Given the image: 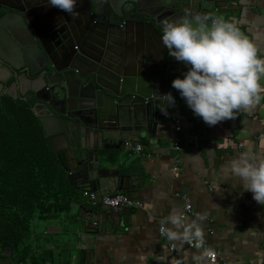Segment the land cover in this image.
<instances>
[{"label":"crops","instance_id":"obj_1","mask_svg":"<svg viewBox=\"0 0 264 264\" xmlns=\"http://www.w3.org/2000/svg\"><path fill=\"white\" fill-rule=\"evenodd\" d=\"M236 15L243 29L264 49V0H242ZM137 144L144 146L145 154L136 151ZM248 148L250 155H264V100L215 125L174 116L155 134L144 131L142 140L125 153V160L111 165L112 170L131 176L133 192L127 194L142 206L128 208L122 223L108 231L95 234L81 229L68 249L51 245L55 250L51 264H195L192 257L199 255L198 249L169 240L161 231L162 226L172 227L168 224L171 213L184 211V194L193 205L187 223L204 215L199 222L205 246L219 254L216 262L209 258L205 264H257V253L264 252V206L250 191L241 189L238 178L223 171ZM128 185L125 180L124 186ZM84 201L87 208L95 207L90 194H84ZM82 209L73 205L72 211ZM70 224L69 217L48 226L61 225L63 231ZM63 236L67 242L68 232Z\"/></svg>","mask_w":264,"mask_h":264},{"label":"flooded vegetation","instance_id":"obj_2","mask_svg":"<svg viewBox=\"0 0 264 264\" xmlns=\"http://www.w3.org/2000/svg\"><path fill=\"white\" fill-rule=\"evenodd\" d=\"M181 3L78 0L72 15L48 0H0V99L27 104L41 124L44 117L58 131L60 119L69 123L78 106L74 95L84 86L85 93L105 94L101 84L116 88L124 64L132 69L145 50L157 57V42H163L151 24L168 20ZM107 99L116 107V96ZM69 149L62 153L65 163Z\"/></svg>","mask_w":264,"mask_h":264},{"label":"water","instance_id":"obj_3","mask_svg":"<svg viewBox=\"0 0 264 264\" xmlns=\"http://www.w3.org/2000/svg\"><path fill=\"white\" fill-rule=\"evenodd\" d=\"M180 2V5L175 6L176 11L168 15V20L199 14L208 15L210 23L212 17L238 16L236 12H240L242 6V0ZM151 25L162 36L160 29L163 28V23L159 22V26ZM157 54V57H152L145 50L137 56L132 69L127 63L124 64L122 72L116 71L120 76L116 82L113 81L116 88L101 84L102 88L108 90L105 94L103 90H97L94 95L85 93L84 86L74 95L78 106L74 113L68 114L69 123L66 124L64 118L60 119L57 124H60L61 129L58 131L53 132L48 120L41 118L44 129L50 136V143L63 162V150L70 148L65 164L70 184L83 194H90L91 201L95 202V207L90 209L86 207L85 201L74 204L83 209L75 213L72 211L70 215L68 245L77 238L81 229L85 233L99 234L122 223L123 213L128 208L114 209L105 205L101 196L115 195L121 191L132 194L131 176L122 175L121 170H112L111 165L118 160H125V153L133 144L142 140L144 131L153 130L155 134L160 125L170 123L174 116H184L196 124L203 120L193 113L179 91L172 87V80L182 76L188 66L170 55L163 43L157 42ZM168 92L175 96L176 104L171 107L165 102L168 111L165 114L160 106L162 107V95ZM70 96L73 94L70 93ZM113 96H116V107L107 99ZM84 101H95L96 104L93 107L83 106ZM57 134L63 135V138ZM125 180L128 186H124ZM61 231V225L48 226L46 229L48 233Z\"/></svg>","mask_w":264,"mask_h":264},{"label":"clouds","instance_id":"obj_4","mask_svg":"<svg viewBox=\"0 0 264 264\" xmlns=\"http://www.w3.org/2000/svg\"><path fill=\"white\" fill-rule=\"evenodd\" d=\"M63 12L76 14L78 0H48ZM185 15L165 20L162 42L169 54L188 66L182 76L172 80L187 106L209 125L233 118L241 109L251 110L264 100V49L249 35L235 17ZM161 111L174 107L171 93L162 95ZM161 105V104H160ZM248 148L240 152L223 168L224 173L239 179L243 191H250L253 199L264 206V155H250ZM198 215L186 223L175 212L168 217L172 227L165 230L169 240L182 241L199 250L193 255L195 264H205L214 258L215 251L206 245L205 232ZM257 264H264V252L257 253ZM180 264V262H178Z\"/></svg>","mask_w":264,"mask_h":264},{"label":"trees","instance_id":"obj_5","mask_svg":"<svg viewBox=\"0 0 264 264\" xmlns=\"http://www.w3.org/2000/svg\"><path fill=\"white\" fill-rule=\"evenodd\" d=\"M65 164L31 108L0 99V264H51V245L68 249V228L46 232L84 201Z\"/></svg>","mask_w":264,"mask_h":264},{"label":"built area","instance_id":"obj_6","mask_svg":"<svg viewBox=\"0 0 264 264\" xmlns=\"http://www.w3.org/2000/svg\"><path fill=\"white\" fill-rule=\"evenodd\" d=\"M181 127L178 126V129ZM176 147L178 150H181V146L179 144H176ZM135 149L138 153H143L145 154L144 146L142 144H137L135 146ZM92 196H94L92 194ZM184 198L186 199V206L184 208V211L181 213V215L185 218V222L187 223V217L193 213V205L188 197L187 194L183 195ZM101 201L105 205H109L114 209H118L120 207H125V208H136V207H141L142 203L138 200L133 199L130 195L127 193H117L115 195H109V194H104L101 196ZM166 228L165 226L161 227V231L165 232ZM192 246V245H190ZM219 259V254L215 252L214 258H210L212 262H216Z\"/></svg>","mask_w":264,"mask_h":264}]
</instances>
